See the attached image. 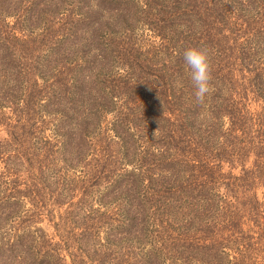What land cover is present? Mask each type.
I'll return each mask as SVG.
<instances>
[{"label": "trees", "instance_id": "trees-1", "mask_svg": "<svg viewBox=\"0 0 264 264\" xmlns=\"http://www.w3.org/2000/svg\"><path fill=\"white\" fill-rule=\"evenodd\" d=\"M0 132V264H264V0H0Z\"/></svg>", "mask_w": 264, "mask_h": 264}, {"label": "clouds", "instance_id": "clouds-1", "mask_svg": "<svg viewBox=\"0 0 264 264\" xmlns=\"http://www.w3.org/2000/svg\"><path fill=\"white\" fill-rule=\"evenodd\" d=\"M182 57L189 69L195 99L197 103L202 104L213 91L210 53L204 48L189 47L183 51Z\"/></svg>", "mask_w": 264, "mask_h": 264}, {"label": "rangeland", "instance_id": "rangeland-1", "mask_svg": "<svg viewBox=\"0 0 264 264\" xmlns=\"http://www.w3.org/2000/svg\"><path fill=\"white\" fill-rule=\"evenodd\" d=\"M3 136H4L3 133L0 132V137H3ZM45 228H46L48 231H51V230H50V229H51L50 227L46 226Z\"/></svg>", "mask_w": 264, "mask_h": 264}]
</instances>
